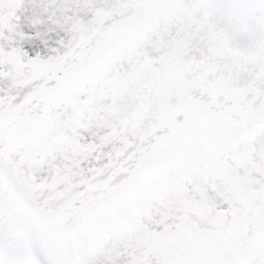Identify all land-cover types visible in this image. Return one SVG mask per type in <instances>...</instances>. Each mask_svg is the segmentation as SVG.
Listing matches in <instances>:
<instances>
[{"label": "snow or ice", "instance_id": "6c2138e0", "mask_svg": "<svg viewBox=\"0 0 264 264\" xmlns=\"http://www.w3.org/2000/svg\"><path fill=\"white\" fill-rule=\"evenodd\" d=\"M0 264H264V0H0Z\"/></svg>", "mask_w": 264, "mask_h": 264}]
</instances>
